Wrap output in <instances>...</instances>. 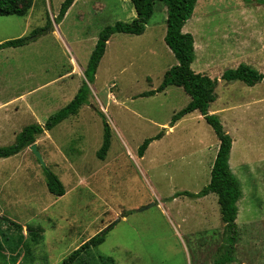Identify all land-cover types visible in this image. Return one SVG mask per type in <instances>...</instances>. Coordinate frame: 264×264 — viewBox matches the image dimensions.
Returning <instances> with one entry per match:
<instances>
[{
	"label": "rangeland",
	"instance_id": "rangeland-1",
	"mask_svg": "<svg viewBox=\"0 0 264 264\" xmlns=\"http://www.w3.org/2000/svg\"><path fill=\"white\" fill-rule=\"evenodd\" d=\"M64 1L33 0L25 17H0V148L88 89L76 115L35 137L44 166L28 147L0 160V264H62L108 227L104 243L74 264H212L224 227L216 195L179 194L208 185L219 141L198 112L172 127L190 101L183 89L141 96L177 65L164 42L166 8L154 4L141 36L114 34L89 83L99 34L136 13L129 0H75L58 22ZM182 32L194 40L192 71L217 81L208 113L232 140L228 163L241 186L232 264H264V82L221 79L240 64L264 74V5L199 0ZM103 122L111 140L100 161ZM157 136L139 158L138 148ZM47 171L62 183V197L48 193ZM29 230L41 232L28 255Z\"/></svg>",
	"mask_w": 264,
	"mask_h": 264
},
{
	"label": "trees",
	"instance_id": "trees-1",
	"mask_svg": "<svg viewBox=\"0 0 264 264\" xmlns=\"http://www.w3.org/2000/svg\"><path fill=\"white\" fill-rule=\"evenodd\" d=\"M75 0H65L59 10L56 20L60 22L68 9L73 5ZM135 13L136 18L130 23L117 22L113 26H108L99 34L95 47L89 58L85 78L90 83L94 80L97 67L105 53L106 45L109 39L114 34H126L131 36H141L146 29L149 20L153 14V6L155 3H161L166 8V32L164 42L172 52L177 65L171 67L164 75L161 85L154 91L144 93L141 96H153L156 93H161L170 86L178 87L190 97L188 105L172 117V127L183 117L198 112L209 125L216 138L219 141L218 150L211 167L210 180L208 185L198 194H179L188 195L192 198H202L209 194H214L217 197V205L219 206L221 222L223 223V240L218 248L217 254L212 264H232L235 262L234 252L238 240L237 234V203L241 198V186L229 167V155L232 147L230 136L224 131L219 119L215 115H210L208 109L216 96L214 90L217 81L211 80L209 77L194 73L191 69V64L194 60V40L188 33H183L182 29L186 22L192 17L196 4L199 0H129ZM249 2V0H245ZM33 0H0V17L17 16L25 17L32 6ZM257 3L264 5V0H257ZM36 34V32H35ZM33 38H21L13 41H8L2 45L7 48L22 47L29 43ZM221 79L226 83L241 82L248 87H253L261 82H264V74L259 73L252 67L240 64L236 69L226 70L222 74ZM88 89L86 86L81 87L64 108L56 114L50 116L44 125L41 127L37 124H32L24 127L16 136L15 141L8 147L0 148V160L8 159L18 155L24 148L34 144L35 137L43 131H50L57 125L62 123L67 118L78 113L81 107L87 105ZM154 139L145 140L138 148L137 154L142 158L148 145ZM111 132L106 122H103L102 144L97 151V158L103 161L110 147ZM45 183L47 191L54 197H62L65 193L62 183L57 176L51 172H45ZM14 225V224H12ZM18 229V226L14 225ZM110 227L99 232L87 242L82 244L78 249L73 251L62 264H74L80 259L83 254L97 249L105 241ZM39 231V232H38ZM41 230H29L28 236L30 241L25 242L23 249L25 254L29 255L31 243L37 244L38 233ZM1 253V252H0ZM3 260L6 258L0 254ZM15 259H10L11 264ZM9 262V260H8ZM6 264V263H5Z\"/></svg>",
	"mask_w": 264,
	"mask_h": 264
},
{
	"label": "water",
	"instance_id": "water-1",
	"mask_svg": "<svg viewBox=\"0 0 264 264\" xmlns=\"http://www.w3.org/2000/svg\"><path fill=\"white\" fill-rule=\"evenodd\" d=\"M29 150L31 151V153L33 154V156L40 162V164L42 166H44V162L42 160V157H41L40 153L37 151L36 144L31 145L29 147ZM145 209H147V208H144L142 210H145Z\"/></svg>",
	"mask_w": 264,
	"mask_h": 264
},
{
	"label": "crops",
	"instance_id": "crops-1",
	"mask_svg": "<svg viewBox=\"0 0 264 264\" xmlns=\"http://www.w3.org/2000/svg\"><path fill=\"white\" fill-rule=\"evenodd\" d=\"M232 148V147H231ZM217 150H218V148H217ZM216 153H217V151H216ZM230 167V166H229ZM231 170V169H230ZM216 199H217V197H216ZM239 203V202H238ZM238 203H237V206H238ZM239 212V211H238ZM237 216H238V213H237ZM237 219V218H236ZM236 222V221H235Z\"/></svg>",
	"mask_w": 264,
	"mask_h": 264
}]
</instances>
